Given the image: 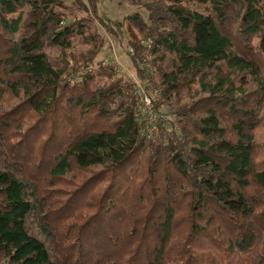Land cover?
I'll return each mask as SVG.
<instances>
[{"label": "trees", "instance_id": "obj_1", "mask_svg": "<svg viewBox=\"0 0 264 264\" xmlns=\"http://www.w3.org/2000/svg\"><path fill=\"white\" fill-rule=\"evenodd\" d=\"M78 2L0 0V264H264V0H138L149 135Z\"/></svg>", "mask_w": 264, "mask_h": 264}, {"label": "rangeland", "instance_id": "obj_2", "mask_svg": "<svg viewBox=\"0 0 264 264\" xmlns=\"http://www.w3.org/2000/svg\"><path fill=\"white\" fill-rule=\"evenodd\" d=\"M78 1L85 0H61V2L67 8V20L72 18L88 17L90 13L84 10H78L79 5ZM190 9H195L194 5L189 3L186 4ZM29 8L23 6L22 13L20 16V24L28 23L31 18L29 16ZM199 13H204V10H196ZM135 12L143 13L141 6L138 3V0H98L97 3V17L102 19L105 23L106 28L102 24H96L97 30L100 35L104 38V43L100 49L98 56L94 60L93 68L96 67L95 64L98 62L106 61L109 64H116L118 73L122 76L123 80L135 83L139 88L143 86L136 77L129 61L128 49L129 44L136 43L138 40V35L135 30L127 23L125 18ZM115 34V35H113ZM20 32L13 35V39L16 40L20 37ZM257 40H253L252 44H256ZM82 50L80 46H73L69 51L63 53L59 49L48 50L47 53L52 59H57L60 56H63L68 67L75 66V63L79 60L80 54L79 51ZM62 57V58H63ZM264 57V54H263ZM61 58V59H62ZM59 59V60H61ZM63 62V60H61ZM103 66V65H102ZM106 83L105 79L96 81L92 85V91H96L101 88ZM142 89H147L155 91L158 95V87L156 80L151 82V86L145 88V85ZM154 92V93H155ZM155 99V98H154ZM172 193V192H171ZM35 219L41 221L40 214H36ZM34 233L39 235L38 230H34Z\"/></svg>", "mask_w": 264, "mask_h": 264}, {"label": "built area", "instance_id": "obj_3", "mask_svg": "<svg viewBox=\"0 0 264 264\" xmlns=\"http://www.w3.org/2000/svg\"><path fill=\"white\" fill-rule=\"evenodd\" d=\"M102 65L108 66L110 64L104 61L102 62ZM144 85L145 88H147L146 84ZM143 86L139 88L137 87V91L135 94L138 104V117L144 125L143 133L149 135L153 131H155L158 122V117L157 114L155 113L154 104H153V100L155 98L156 92L154 91L155 92L154 93L151 90L142 89Z\"/></svg>", "mask_w": 264, "mask_h": 264}]
</instances>
